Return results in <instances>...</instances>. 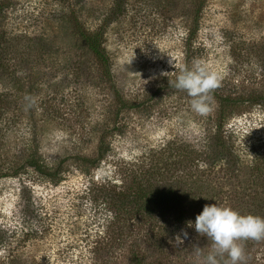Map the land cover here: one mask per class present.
Instances as JSON below:
<instances>
[{
    "label": "rangeland",
    "instance_id": "rangeland-1",
    "mask_svg": "<svg viewBox=\"0 0 264 264\" xmlns=\"http://www.w3.org/2000/svg\"><path fill=\"white\" fill-rule=\"evenodd\" d=\"M194 60L220 76L206 116L172 86ZM215 135L242 162L234 174L204 166ZM181 152L201 182L249 191L264 155V0H0V264H132L133 251L195 264L207 237L188 223L161 240L125 236L101 190ZM34 154L60 175L24 168ZM238 243L244 264H264V240Z\"/></svg>",
    "mask_w": 264,
    "mask_h": 264
},
{
    "label": "trees",
    "instance_id": "trees-1",
    "mask_svg": "<svg viewBox=\"0 0 264 264\" xmlns=\"http://www.w3.org/2000/svg\"><path fill=\"white\" fill-rule=\"evenodd\" d=\"M81 35L94 54L103 62H107L98 37L83 34V32ZM215 122L216 133L219 135V132L223 131L224 121L218 118ZM218 135H215V145L209 148V156L205 155L207 158L206 162H203L204 166L212 168L214 165L226 166L228 164L234 174L242 162L225 139ZM106 156L107 153L100 148L96 159L82 161L90 164L91 168L100 165ZM170 159L146 170H137L139 167L134 173L127 170L129 180L123 187L116 185L109 190L100 187L104 203L112 210L116 224L124 228L125 236L129 237L136 233L142 236V239L152 237L156 238L155 240H161L163 232H168L171 228L181 229L179 227L188 221L194 222L204 206L213 203L230 206L242 215L252 214L264 217V155L252 162L255 172L249 178V191L245 194L240 192L239 186H230L232 184L225 185V187L229 186V189L225 190L223 186L214 188L211 184L201 182L200 175L203 173L199 174L198 171L201 166L197 165L195 171L191 169L193 162L196 161L193 159V153L182 154L181 152L180 156L177 155L175 159H172L173 161ZM25 167L33 168L51 179L60 175L58 171L44 170L36 154L26 163ZM207 194L210 196L206 197ZM223 194L224 196L227 194V197ZM204 197L206 198L203 199ZM238 198L240 200H237ZM119 237L123 239V232ZM243 242L246 243L244 247L247 246V248L252 245L250 243H259L254 240H243ZM147 257L142 256L141 252L133 251L131 263L146 264Z\"/></svg>",
    "mask_w": 264,
    "mask_h": 264
},
{
    "label": "clouds",
    "instance_id": "clouds-1",
    "mask_svg": "<svg viewBox=\"0 0 264 264\" xmlns=\"http://www.w3.org/2000/svg\"><path fill=\"white\" fill-rule=\"evenodd\" d=\"M219 84L217 72L202 61L194 60L190 68L180 70L172 86L187 93L194 113L206 116L212 107L211 93ZM188 226L211 241L207 254L197 250L195 264H244V250L238 242L264 240V217L242 215L230 206L218 203L206 204L195 221L188 222ZM187 235L183 233L184 238Z\"/></svg>",
    "mask_w": 264,
    "mask_h": 264
}]
</instances>
